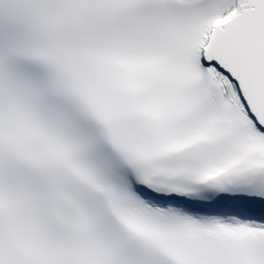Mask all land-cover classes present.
<instances>
[{
  "label": "snow or ice",
  "instance_id": "snow-or-ice-1",
  "mask_svg": "<svg viewBox=\"0 0 264 264\" xmlns=\"http://www.w3.org/2000/svg\"><path fill=\"white\" fill-rule=\"evenodd\" d=\"M0 264H264V0H0Z\"/></svg>",
  "mask_w": 264,
  "mask_h": 264
}]
</instances>
